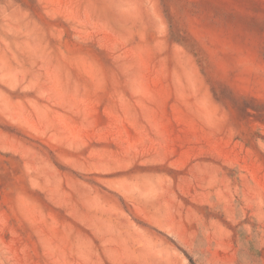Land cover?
<instances>
[{"label":"rangeland","instance_id":"374dc122","mask_svg":"<svg viewBox=\"0 0 264 264\" xmlns=\"http://www.w3.org/2000/svg\"><path fill=\"white\" fill-rule=\"evenodd\" d=\"M0 264H264V0H0Z\"/></svg>","mask_w":264,"mask_h":264}]
</instances>
